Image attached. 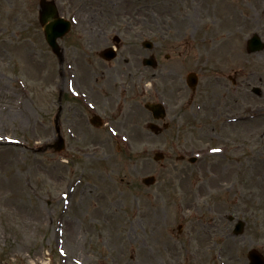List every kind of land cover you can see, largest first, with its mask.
I'll return each instance as SVG.
<instances>
[{
	"label": "rangeland",
	"instance_id": "374dc122",
	"mask_svg": "<svg viewBox=\"0 0 264 264\" xmlns=\"http://www.w3.org/2000/svg\"><path fill=\"white\" fill-rule=\"evenodd\" d=\"M54 2L72 23L61 59L39 0H0V263L246 264L247 251L264 254V49L246 50L253 34L264 42V0ZM115 35L118 57L102 61ZM150 55L155 69L142 65ZM89 72L97 85L106 78L110 118L126 107L123 146L90 130L85 110L65 115L78 105L58 84ZM159 100L167 115L154 121L144 105ZM151 122L168 128L155 135ZM58 135L61 152L48 148ZM229 216L245 222L242 235Z\"/></svg>",
	"mask_w": 264,
	"mask_h": 264
},
{
	"label": "water",
	"instance_id": "95a60500",
	"mask_svg": "<svg viewBox=\"0 0 264 264\" xmlns=\"http://www.w3.org/2000/svg\"><path fill=\"white\" fill-rule=\"evenodd\" d=\"M40 22L44 27L45 35L48 44L51 46L54 52L58 53V46L56 44V39L59 37H62L67 31H68V24L62 19L58 18L57 10L55 5L52 2H46L45 0H41L40 2ZM263 48V44H261L259 38L257 36H254L247 45V49L249 52L258 51ZM107 59L112 58L114 55L110 54L106 56V54H103ZM190 87H194L196 83V79L192 76L188 77L187 80ZM258 92V90H255ZM148 109H150L156 119L162 118L164 116L163 109L157 105V104H148L146 106ZM149 128L156 132L158 129L154 125H149ZM62 143L60 142L57 146V150L62 149ZM162 158L161 154H156L154 159L159 160ZM143 182L146 185H150L154 182L153 177L145 178ZM239 232L240 230V224L238 225ZM248 257L251 261V264H264V259L261 255H259L256 251H251L248 254Z\"/></svg>",
	"mask_w": 264,
	"mask_h": 264
},
{
	"label": "flooded vegetation",
	"instance_id": "af4514ba",
	"mask_svg": "<svg viewBox=\"0 0 264 264\" xmlns=\"http://www.w3.org/2000/svg\"><path fill=\"white\" fill-rule=\"evenodd\" d=\"M125 32H127V31H123V33L125 35H127ZM118 45H119V48L122 46L120 41H119V44ZM130 46H133V44H128L127 45L128 48H130ZM137 56H138V54H137ZM102 61H104V60H102ZM135 72L137 74L138 73H141V74L140 75H137V74H134V72H132V71L131 72L130 71H127L126 72L127 73L126 76H129L130 78H140L142 76V72H138V71H135ZM122 75H124V73H122ZM160 77L162 78V76H160ZM85 78H89V81H87V79H84V78L77 80L76 88L79 91V94L84 96V99H85L86 102L91 103L95 108H97V110H99L101 113L103 112L104 115H106L108 117L106 109H109L110 110V108H111V99H110L109 91L104 86V83L107 84L105 82L106 78H104L105 80L102 79V83L99 84V85L96 84L97 81H94V79H93L94 77L93 78H90V72H89V74H86L85 75ZM95 85L98 86L104 93H106L102 97V99L104 100L102 103H99L97 101V99L94 98V96H96V92H97L95 90V88H94V87H96ZM61 92H63V87L61 88V90L59 91V93H61ZM81 105L82 104H79L78 107H75L73 109H67V111L65 112V115H69V114H73L74 112H77V114H79V116L77 117V119H80V117H82L81 108L83 106V105L82 106ZM63 111H64V109L62 107H60L59 112L63 113ZM107 117H105V118H107ZM126 118H127V115L124 118H122L121 120L118 121V123H117V126L119 125L118 127L110 126V128H109L111 131H114V134H116L117 137H119V136H121L122 138L125 137V131H124L125 124L124 123L127 120ZM63 120H66V118L63 117ZM105 123L106 124H109L108 121L105 122ZM69 125H72V124L70 123ZM96 128H99V127H96ZM108 130H107V134L109 135V137H111L112 135L109 133Z\"/></svg>",
	"mask_w": 264,
	"mask_h": 264
}]
</instances>
